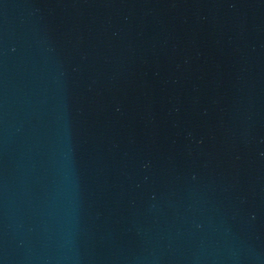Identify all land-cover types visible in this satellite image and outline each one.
Returning a JSON list of instances; mask_svg holds the SVG:
<instances>
[{
    "label": "water",
    "instance_id": "obj_1",
    "mask_svg": "<svg viewBox=\"0 0 264 264\" xmlns=\"http://www.w3.org/2000/svg\"><path fill=\"white\" fill-rule=\"evenodd\" d=\"M0 264H264V0H0Z\"/></svg>",
    "mask_w": 264,
    "mask_h": 264
}]
</instances>
